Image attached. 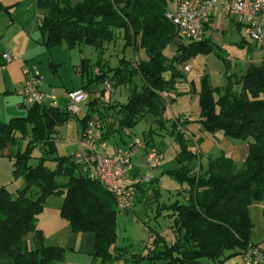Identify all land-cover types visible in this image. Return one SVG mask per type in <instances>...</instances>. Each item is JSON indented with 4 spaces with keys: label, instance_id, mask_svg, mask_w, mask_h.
I'll use <instances>...</instances> for the list:
<instances>
[{
    "label": "trees",
    "instance_id": "obj_1",
    "mask_svg": "<svg viewBox=\"0 0 264 264\" xmlns=\"http://www.w3.org/2000/svg\"><path fill=\"white\" fill-rule=\"evenodd\" d=\"M170 0H37V24L46 49L88 46L98 53L96 63L81 60L79 73L86 78L83 90L91 83L109 80L127 85L124 104L112 109L120 129L132 130L148 116L164 128L166 94L175 91L183 78L178 66L199 54L213 51L204 40L181 44L173 57L165 55L175 29L165 14ZM0 0V12L5 11ZM119 34L125 46L142 51L146 61L132 65L121 58L116 66L104 61L105 47L115 43ZM94 66L98 73L93 77ZM198 96L199 117L192 121L204 132H221L224 137L247 140L241 168L225 157L210 159L203 172H191L187 164L199 161L180 130L189 123L179 117L171 121L168 135L179 146L175 159L180 168L169 174L188 187L186 204L171 206L170 227L175 238L169 246L154 249L136 264H226L251 246V204L264 200V62L249 66L235 81L239 91L228 84L222 95L201 80ZM99 94H102L99 92ZM21 107L22 104L20 105ZM91 112L101 114L97 109ZM92 114H86V119ZM71 116L65 108L30 106L25 116L0 122V149L14 146L18 135L28 138L22 151L10 155L13 175L23 179L15 193L0 187V264H58L64 249L47 246L37 230L38 217L49 196H62L61 216L73 232L95 235L94 255L105 264L112 257L117 237L118 213L112 196L96 181L89 179L70 156H56L57 128ZM83 119V120H84ZM38 148L41 156L33 157ZM35 160L33 164L30 162ZM52 161L54 168L45 166ZM67 177L65 184L56 178ZM32 234L28 247L26 236ZM145 261V262H143ZM207 261V263H206ZM143 262V263H142Z\"/></svg>",
    "mask_w": 264,
    "mask_h": 264
},
{
    "label": "crops",
    "instance_id": "obj_2",
    "mask_svg": "<svg viewBox=\"0 0 264 264\" xmlns=\"http://www.w3.org/2000/svg\"><path fill=\"white\" fill-rule=\"evenodd\" d=\"M176 1L177 0H170L167 10L171 11ZM36 2L37 0H2V5L6 10L0 12V122H7L13 117H22L26 114V112L23 111L25 105L22 104L18 96V92L24 83L23 69L24 67H29L30 62L36 59V56L37 58L44 56L46 55V51L49 50L43 46L42 37L38 30ZM174 38L172 44L168 46L164 52L168 57H173L174 55V52L169 54L170 47H174L176 51L177 46L175 41L177 39ZM203 40L213 47L212 52L217 56L220 55L221 63L224 62L225 65V68L223 67L221 70L223 80L219 86L215 87V91H217L219 95L223 94L228 84L232 85V91L238 92L239 87L235 84V81L246 72L249 66H259L264 62V40L259 43L250 40L244 31V27L233 20L227 19L223 10L219 7L214 10L209 20L203 25ZM177 41L180 45L189 44L187 41ZM106 48L107 47H105L103 59L106 58ZM6 53H11L14 59L10 62H5L2 59V55ZM222 53H224V56ZM137 56L140 57L141 62L146 61L142 51H138ZM97 57L98 53L95 50V59L93 61L87 58H80L79 63L74 65V71L78 77L79 83L78 86H73L67 90L66 95L70 91L81 89L88 84L86 78L81 77L79 73L81 60H88L90 65H94ZM187 64L191 65V69L188 73H184L183 67ZM178 69L181 71L183 78L176 85L175 91L166 94V105H169L170 102L172 103L171 106L177 105L180 112L176 117L188 122L190 121L180 130L184 136H186V139L193 141V143L197 142L196 149L199 160L203 157L207 160L205 163H208L210 159L215 158H211L212 156H210L213 143L210 139H206V141H210L206 143L204 147L205 154L203 155L197 137L201 135L204 130L195 122L193 125L190 124L195 117L197 119L199 117V109L197 110L196 105H198V96L201 91L200 86L198 87L195 80L189 76L193 69L191 59L183 65L178 66ZM97 73L98 71L95 73L92 72V76L94 77ZM88 88L89 91L87 92L89 98L82 104V113L78 117H73L79 125V134L83 129L86 114L98 115L97 113L91 112V110L95 108L101 114L103 135L108 153L113 154L117 149L128 148L134 139L142 143V149L132 158L133 168L131 170V177L137 180H143L146 177L150 183L142 182L137 186V196L133 208L124 214H135L137 212H140V214L147 213L148 211L142 208V198H146L147 194L154 188L157 191L158 199L157 203L153 206L161 205L159 208L162 209L161 215L166 225L164 229L167 231L172 221L171 215L173 212L170 210L171 206L173 204H186L189 198L186 184H180V187L167 185L165 188L162 185L165 178H173L169 174L170 171L180 168V165L175 160V156L179 150L173 152L170 150L171 148H175L174 144L177 147L178 144L173 137L168 135L170 123L176 117L171 114L172 119L168 123L164 122V126L166 127V129H164L159 128L153 119L146 116L149 120L148 128L142 131V139H138L133 135V129H120L117 125L115 113L112 109L107 108L109 105L124 104L128 95L122 97L118 93H115L103 101L102 99L95 98V94L101 92V84L91 83ZM41 90L47 96L43 105L47 107H56L55 97L45 89V85L42 86ZM48 96L51 98H48ZM122 98L125 99V102L121 101ZM47 101L52 105L46 104ZM21 104L23 107L20 106ZM165 116L166 112L163 114L164 118ZM125 130L129 133L127 134ZM215 134L221 139L226 138L221 132ZM210 136H213V134ZM164 141L168 143L167 149L161 146ZM150 149L158 151L160 165L147 173L144 162L145 155ZM0 152L2 153V158H9V156L12 155L10 147L1 149ZM73 154H71L70 157ZM146 187H149V189ZM54 198L53 201V196H49L46 199L44 208L37 221L36 228L41 233L44 244L64 249V258L58 264H100V259L94 255L95 235L91 232H73L69 222L60 214L63 200L62 196H55ZM154 218H156V216ZM164 232L161 235L157 234L158 237H163ZM171 242H173V240L170 241V243ZM250 243L251 245L264 249V242L253 243L250 241ZM129 256L130 255L126 254V252L124 253L115 244L112 257H117V259L115 258L105 264H136L134 258H130Z\"/></svg>",
    "mask_w": 264,
    "mask_h": 264
},
{
    "label": "rangeland",
    "instance_id": "obj_3",
    "mask_svg": "<svg viewBox=\"0 0 264 264\" xmlns=\"http://www.w3.org/2000/svg\"><path fill=\"white\" fill-rule=\"evenodd\" d=\"M175 44L177 46H175L176 51L174 47H170L169 54L173 52L174 55L176 54L180 43L176 40ZM106 51V60L104 59V61H106L110 67L116 66L117 62L121 58L129 61L132 65H137L139 62H141L140 57L137 56L138 51H135L132 49V47L125 46L120 34L118 40L115 43L107 46ZM222 55L224 56V53H222ZM219 56L220 55L217 56L214 52H210L207 54H199L191 58L193 69L190 75H188L195 80L197 83L196 85L198 87L200 86V89L201 80L203 78L207 79L208 85L214 90L216 89L215 87L219 86L222 82L223 77L221 70L223 67L225 68V65L224 62L221 63ZM80 58H87L93 61L95 59V50L88 46H81L80 49H68L63 45L60 47L50 48L46 51V55L39 58L36 56V59L30 62L29 67H34L42 75L44 80L42 86L45 85V89L55 97L56 107L63 108L68 102L66 95L67 90L73 86H78L79 81L74 71V65L79 63ZM96 71L97 68L94 66L93 73ZM113 89V94L118 93L122 97L129 95V89L127 85L115 84ZM121 101L125 102V99L122 98ZM46 104H50V102L47 101ZM171 104L172 103L170 102L169 105L165 106L166 116L165 118L163 117L165 123L171 121L172 115L176 117L180 112V109L177 105L171 106ZM29 107V105H25L23 111L26 112ZM196 108L197 110L199 109L198 105H196ZM196 119L197 118L195 117L192 121H197ZM190 124L193 125L194 122H191ZM148 125V118H143L133 129V135H135V137L138 139H142V131H145L148 128ZM210 135L211 134L202 131V134L197 137V140L199 141L198 143L201 145L200 150L202 151L203 155L205 154L204 147L206 143L211 140L213 143L211 147L212 151L210 153V156H212L211 158L225 156L234 161L237 168H241L246 158L248 144L252 142V139L248 138L247 140H237L227 137L221 139L217 137V134L215 133L213 136ZM78 138L79 125L77 121L71 117L66 123L57 128L55 134L57 152L55 155L70 156L76 152L78 148ZM206 139L210 140L206 141ZM27 141L28 138L22 136L20 137L18 135L16 144L14 146H10V150L12 152L11 154L14 155L17 151L24 150ZM187 142L190 149H192L196 153V156L199 157L196 149L197 142L193 143V141L190 140ZM167 144V141H164L161 146L167 149ZM174 147V149H170L171 152L179 150V146L177 147L174 144ZM155 151L159 155L158 151ZM1 154L2 153L0 152V187L7 189L11 193H15L16 190H19L23 187V179L21 177H14L12 160L10 158H2ZM32 156L34 158L41 156L38 148L34 149ZM206 161L207 160H205V158L201 157L199 161L191 160L187 166L191 172H196L198 170L204 172L207 168V163H205ZM34 162L35 160L32 159L30 163L33 164ZM45 166L49 169H53L55 165L52 161L48 160L45 162ZM67 180V177L64 176L56 178V182L59 184H65ZM180 184L182 183L177 182L173 178H165L162 182L164 188L167 185L180 187ZM146 188L149 189V187ZM54 197L55 196H53L52 201L55 199ZM144 198L145 197L142 198V208L145 209V211H148L147 213L140 214V212L136 211L137 213L135 214H118L115 225L117 233L115 241L116 246H118V248H120L124 253L126 252V254L130 255V258L134 256L136 260L138 257H145L150 251L154 249H162L165 246H169L170 241L174 240L175 238V232L171 227L168 228L167 231L164 229L166 225L164 224V219L161 215L162 209L159 208L161 205L153 206L157 203V191L153 188L149 194H147L146 198ZM248 214L252 223L250 241L253 243L264 242V200L251 204L248 207ZM155 216L156 218H154ZM163 232V237H158L157 234L161 235ZM28 240H32V234H28L26 236L27 246H30L31 242ZM145 264L150 263L146 262ZM208 264L212 263L208 261Z\"/></svg>",
    "mask_w": 264,
    "mask_h": 264
},
{
    "label": "built area",
    "instance_id": "obj_4",
    "mask_svg": "<svg viewBox=\"0 0 264 264\" xmlns=\"http://www.w3.org/2000/svg\"><path fill=\"white\" fill-rule=\"evenodd\" d=\"M218 7L223 10L227 19L244 27L250 40L256 43L264 40V0H177L173 9L167 10L165 16L172 22L177 40L201 42L203 25ZM2 59L10 62L14 57L11 53H6L2 55ZM190 69L191 65L187 64L183 67V72L188 73ZM23 75L24 83L18 92L22 104L42 105L47 97L41 90L44 81L42 75L34 67H24ZM113 87L111 81L104 80L101 83L102 94L96 93L95 98L105 101L113 95ZM88 98V92L83 89L70 91L64 107L66 112L78 117L82 113V104ZM125 132L129 133L127 130ZM142 147V143L134 139L128 148L108 153L102 119L94 114L85 119L79 134L78 149L71 158L84 175L96 180L112 196L117 213L124 214L133 208L137 186L148 182L146 177L143 180L131 177L132 158ZM159 165V155L155 149H150L145 155V170L150 171ZM227 264H264V249L248 246Z\"/></svg>",
    "mask_w": 264,
    "mask_h": 264
}]
</instances>
